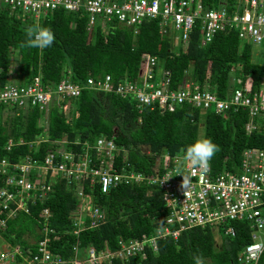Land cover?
I'll return each instance as SVG.
<instances>
[{
    "label": "trees",
    "instance_id": "trees-1",
    "mask_svg": "<svg viewBox=\"0 0 264 264\" xmlns=\"http://www.w3.org/2000/svg\"><path fill=\"white\" fill-rule=\"evenodd\" d=\"M219 1L200 0L205 7L217 6ZM224 1L230 7L235 0ZM37 23L52 30L55 36L52 46L42 51L22 49L20 43L25 39L26 29ZM135 28L133 32V27L109 20L104 24L96 23L87 32L85 18L63 8L48 10L36 22L27 14L16 16L2 8L0 86L9 78L14 83H20L30 81L35 75H39L41 83L49 87H54L65 74L80 84L84 83L88 75L101 77L105 73L113 81L120 77L133 80L138 74L143 54L155 56L154 80L161 76L158 67L169 69L171 86H175L184 75L201 82L207 74L208 87L219 97L225 96L231 86L230 77L234 74L242 77L249 74L252 89L260 85L264 76V53L262 61H253V44L240 40L235 29L215 31L209 41L199 44L200 27L195 21L184 48H181L169 32L158 31V18L142 19ZM13 63L14 67L10 68ZM67 101L73 103V110L70 109L68 115L62 108ZM6 109L3 112L0 105V157L8 160H20L25 154L38 159L43 157L50 146L49 141L41 142L35 151L28 144L30 140L44 134L42 116L50 138L69 141L64 146L78 148L85 139L90 142L98 135H112L116 144L127 148L125 160L133 164L135 170L146 174L151 171L156 155L164 151L170 154L177 150L184 151L199 138V128L200 138L211 139L219 147L210 161L213 170L224 167L238 171L243 147L264 149L260 118L255 121L253 129L249 132L245 130L248 120L246 107L214 112L182 104L173 111L160 113L145 105L139 111L130 97L84 87L77 96L68 100L53 93L46 112L35 105L25 110L17 109L16 114L9 111L10 107ZM8 136L14 142L18 139L23 142L13 143L9 149H5ZM75 138L80 144H73ZM140 145L145 146V151L139 148ZM121 153L118 152L114 163L117 168L122 163ZM77 184L74 181L66 184L63 177L55 178L53 189L43 201H28V212L18 211L7 217L5 225L0 228L2 240L25 246L27 238H38L35 229L41 224L42 216L39 213L45 206L51 212L48 220L50 227L58 231L67 227L69 211L77 202L74 194ZM82 189L91 193L93 202L105 214L104 220L97 226L79 232V243L83 246L92 245L97 249L104 245L112 247L119 235L127 237L149 232L154 219L167 213L159 190L144 182L119 183L101 192L97 184L90 188L84 180ZM231 223L233 235L222 233L219 244H216L210 226L196 225L180 230L174 239L169 236L158 238L156 249L147 248L143 257L133 254L115 264H196L197 257L201 258L202 264H236L238 251L250 237L244 221L233 220ZM62 237L64 243L56 249L68 255V245L74 241V236L64 234ZM53 242L56 246L59 244L56 240ZM257 264H264V246Z\"/></svg>",
    "mask_w": 264,
    "mask_h": 264
},
{
    "label": "built area",
    "instance_id": "built-area-1",
    "mask_svg": "<svg viewBox=\"0 0 264 264\" xmlns=\"http://www.w3.org/2000/svg\"><path fill=\"white\" fill-rule=\"evenodd\" d=\"M231 5L228 7L224 0L209 7L203 6L200 0H0V9L5 8L16 16L27 14L35 22L48 10L63 8L72 11L85 18L87 32L96 23L104 24L109 20L133 27L135 32L136 24L142 19L158 18V31L169 32L181 48H184L195 21L200 27L199 44L209 41L215 31L228 29H235L238 38L250 44L264 41V0H235ZM154 65L155 56L143 54L133 80L120 77L113 81L105 73L101 77L88 75L82 84L73 82L65 74L54 87L43 85L39 75L28 82L6 81L0 86V105L3 112L10 107L9 111L15 114L17 109L25 110L34 105L46 112L53 93L68 100L88 87L130 97L139 111L145 105L160 113L173 111L182 104L214 112L246 107L245 130L253 129L259 117L264 132V76L260 85L252 89L249 74L244 77L234 74L225 96L219 97L208 87L207 74L201 82L184 75L175 86H171L168 68L158 67L161 76L153 79ZM62 108L66 114L68 103ZM41 121L44 134L28 142L35 151L41 142L49 141L50 146L41 159L29 154L20 160L0 157V228L5 225L7 217L18 211L28 212V201H43L53 189L52 183L57 177L65 178L66 184L78 182L74 190L77 202L69 211L68 226L59 231L48 225L51 212L48 207H42L39 213L42 221L35 229L39 237L27 238L25 246L18 242H4L0 249V264H115L133 254L143 257L147 248L156 249L158 238L169 236L174 239L180 230L191 226L208 225L211 229L217 227L224 235H233V220L244 221L250 237L238 251L236 264H257L264 246V149L243 147L238 171L224 167L213 170L210 162L206 172L190 167L183 159L184 151L171 154L164 151L156 155L151 171L146 174L135 170L133 164L125 160L127 148L116 144L112 135H98L90 142L85 139L78 148L64 146L69 141L50 138L45 130L44 116ZM114 131L115 128L113 134ZM22 142V139L14 142L8 136L4 147L9 149L13 143ZM80 143L78 138L73 140V144ZM119 151H122V163L117 168L114 163ZM182 175L187 178L184 189L181 187ZM84 180L90 188L97 184L101 192L119 183L154 185L167 213L154 219L149 232L127 237L119 235L112 247L83 246L79 243V232L97 226L105 217L103 209L93 202L91 193L82 189ZM64 234L74 236V241L68 245V255L56 249L64 243ZM53 240L59 244L56 246Z\"/></svg>",
    "mask_w": 264,
    "mask_h": 264
},
{
    "label": "clouds",
    "instance_id": "clouds-1",
    "mask_svg": "<svg viewBox=\"0 0 264 264\" xmlns=\"http://www.w3.org/2000/svg\"><path fill=\"white\" fill-rule=\"evenodd\" d=\"M54 40L55 36L52 30L37 23L26 29L25 39L20 43V47L22 49H39L42 51L45 48L51 47ZM218 151V145L211 139L198 138L186 147L183 152V159L188 162L190 167H196L206 172L210 168L211 159ZM186 183L187 178L183 176L181 184L183 189ZM196 264H202L201 258H196Z\"/></svg>",
    "mask_w": 264,
    "mask_h": 264
},
{
    "label": "rangeland",
    "instance_id": "rangeland-1",
    "mask_svg": "<svg viewBox=\"0 0 264 264\" xmlns=\"http://www.w3.org/2000/svg\"><path fill=\"white\" fill-rule=\"evenodd\" d=\"M263 53H264V41H261L259 43L253 44L251 46V59L253 61H262ZM13 65H14V63L11 64L10 68L14 67ZM9 81H11V82L13 81V83H14V80H11L10 78H9ZM67 103H68V108H67L68 112L66 114L68 115L69 114V110L70 109L73 110V105H72L73 103L70 102V101H67ZM208 110H211V109H208ZM198 135H199V138H200V136H201V128H199ZM139 148L141 150H143V151H145V149H146L144 145H140ZM262 232H264V229H263ZM212 233H213V236L215 238L216 244H219L220 237H221L222 233L220 232V230L217 227H214L212 229ZM262 236H264V235L262 234ZM3 244H4V241L0 237V249L2 248Z\"/></svg>",
    "mask_w": 264,
    "mask_h": 264
}]
</instances>
